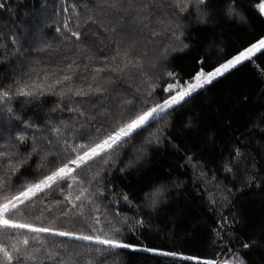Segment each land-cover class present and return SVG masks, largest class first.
Returning a JSON list of instances; mask_svg holds the SVG:
<instances>
[{"label":"trees","instance_id":"1","mask_svg":"<svg viewBox=\"0 0 264 264\" xmlns=\"http://www.w3.org/2000/svg\"><path fill=\"white\" fill-rule=\"evenodd\" d=\"M135 2L139 4L141 0ZM0 3L5 4L0 9V89H8L17 79H27L25 73L33 68L64 69L73 61L72 83L86 88L93 68L102 67L104 58L112 57L119 44L129 49L130 58H141L144 71L149 76L155 74V79L149 81L135 70H130L131 74L100 73L101 78H111L100 82L108 90L104 104L117 115L121 111L127 115L128 106L119 107L125 99H133L137 108L161 102L167 95L163 87L170 82L166 72L176 73L185 82L201 69L214 70L264 38V18L254 9L253 0H236V10L244 20L227 15L225 0H207L202 17L192 10L179 16L182 40L188 47L170 49L166 59L159 56L165 36L154 37L150 33L154 29L163 32L169 21H175L177 18L170 15L175 8L159 9L165 23H157V17L152 16L151 22L143 21L148 27L140 31L141 21L133 23L129 14L124 13L126 18L121 27L110 10H106L107 14L100 11L97 0H0ZM65 23L71 31L80 33L79 41L64 28ZM113 27L116 31L110 30ZM199 60L204 63H198ZM151 82L160 87L147 97L148 104H143ZM58 100L56 95L39 99L14 97L10 103L0 104V152L14 153V161L22 158L26 161L12 177L14 186L35 181L45 171L37 167L40 159L39 153H33L34 145L41 152L49 146L60 151L57 140L66 138L75 142L80 133L95 132V126L103 119L92 121L91 129L87 125L81 127L73 119L76 114L64 107L67 100L62 105L63 111H53ZM53 127H60L63 136L54 134ZM19 136L24 140L17 139ZM237 148L238 158L233 155ZM55 158L48 156L49 161ZM225 165H230L233 171L226 172ZM80 175L85 181L89 178L87 171ZM97 187L103 190V194L93 197L100 209L95 213L101 218L97 227L104 226L107 217L122 229L119 234L122 241L201 260L221 261L238 256L244 264H264V54L257 53L219 76L190 103L170 110V115L154 122L106 166L102 180L91 185L93 190ZM157 189L162 193L159 202L150 207L146 195ZM125 194L130 203L123 199ZM54 199L63 197L52 192L43 201L37 199L34 207L25 208L26 215L40 224L35 216ZM91 207L85 209L89 216L85 222L80 217L56 219L63 205L60 208L52 205L51 211L44 210L42 222L48 225L56 219V227L91 233L88 228L93 215ZM141 220L142 225L137 223ZM65 243L70 251L79 253L73 256L77 264H196L130 249L101 255L94 249L102 246L83 241ZM246 243L248 248L243 247Z\"/></svg>","mask_w":264,"mask_h":264},{"label":"snow or ice","instance_id":"2","mask_svg":"<svg viewBox=\"0 0 264 264\" xmlns=\"http://www.w3.org/2000/svg\"><path fill=\"white\" fill-rule=\"evenodd\" d=\"M97 4L102 13L107 14L106 10H110L115 14L118 25L123 27L122 21L125 20L124 13H128V19L133 23L141 21L140 31H143L147 24L143 21L151 22L152 16H156L157 23H165L161 18V8H175V21H169L163 32L154 29L150 33L152 36H165V42L159 52L162 59H166L169 50H183L188 44L182 40L183 32L179 23V16L184 13H190V10L196 12L201 17L204 15V7L207 6V0H141L139 4L135 0H97ZM236 0H225V7L228 16H239L244 20V16L236 10ZM253 7L259 15L264 16V0H253ZM5 8L4 3H0V9ZM67 11V9H65ZM93 22H98L95 17H89ZM111 23V21H109ZM174 25V26H173ZM64 28L71 32V36L76 40H80V33L71 31L68 24L65 23ZM111 31H116L113 27ZM59 32L60 29L57 28ZM15 44V38H12ZM2 46V45H0ZM129 49L121 48L117 45L115 54L103 60L102 67L93 68V75L90 78L88 86L74 85L73 81V65L69 64L64 69L49 71L48 69H31L29 73H25L27 79H17L13 86L8 89H0V104H8L14 97H25L28 99H39L44 95H56L59 100L56 108L61 111L64 107L67 111L75 113L73 119L78 120L81 127L87 125V129L93 127L92 121H97L103 117L99 124L95 126V132L86 130L80 133V139L70 142L68 139L57 140L60 145V151H55L51 146L44 148L41 152L36 145L33 146V153H39L40 163L38 169L45 171L35 181H24L18 186L12 184V177L19 172V169L26 162L25 159L13 160L14 153L0 152V264H46V261L55 260L56 264H77L73 259V253L66 245V241H83L88 244L102 246L94 249L97 253L103 255L104 252L111 250L130 249L132 251L151 252L161 257H172L173 259H181L185 261H195L196 264H244V261L236 256L235 259L228 260H201L192 256H183L173 251H164L147 247H137L135 244L122 241L119 234L122 229L113 224L107 217L104 218V226L101 225V218L95 213H99L100 209L93 199L97 194H103V190L97 187L92 189L93 182L102 180V173L106 170L111 162H114L121 150L132 142L144 135L145 131L151 128V125L166 115H170V110L180 109L182 106L190 103L197 93H200L207 85L211 84L219 76H223L232 68L237 67L244 61H249L257 54H264V38H260L257 42L251 44L245 50L239 52L232 59L215 67L210 72L203 69L198 71L194 76L185 82H181L178 75L174 72H166L169 78L168 83L163 87V92L167 95L159 102L148 107H135L133 99H125L122 105L128 106L126 111H121L119 115L114 113L111 108L104 104L105 92L108 90L104 87V82L110 81L111 78H101L100 73L110 71L115 74H131L130 70H135L137 75H144L149 81H154L155 74L149 76L144 71V63L141 58H130ZM147 56V53H144ZM92 59V57H89ZM120 62H117V60ZM198 63L203 64V60ZM154 67V65H152ZM57 71L61 74L57 75ZM33 73L35 75H33ZM41 73H43L41 75ZM87 80L88 77H85ZM95 85V86H94ZM159 84L151 82L148 84V90L145 92L143 104H148L147 97L151 96ZM99 97L93 100L91 97ZM79 97L80 100L74 98ZM67 100L68 104L64 105ZM64 105V107H62ZM82 105H88V108ZM91 108H98L93 112ZM12 111L11 107L7 109ZM63 123V121L61 122ZM68 125H65L67 128ZM79 131V130H77ZM53 132L57 136H63L60 127H53ZM17 139L23 141L24 137L19 136ZM159 141V137H155ZM149 143L152 139H149ZM51 145V141L48 142ZM63 153V156L61 155ZM54 155L56 158L49 161L48 156ZM234 157H239V149H235ZM31 156L28 157L30 159ZM191 161V157H189ZM94 169V171H93ZM226 172L233 171L230 165H225ZM87 171L88 180L81 178V173ZM203 175V173H201ZM52 192H57L63 197V200L54 199L40 210V214L35 216L36 221L40 224L32 222L25 213V208L34 207L37 199L43 201ZM161 190L146 195L148 206L155 207L159 202ZM123 199L130 203L127 194ZM55 205L63 208L57 213L56 219L60 217H68L74 220L76 217L82 218L85 222L89 216L85 209L91 205L90 212L91 223L88 224L89 232L81 229L80 231H72L65 228L56 227V219H52L48 225L43 224L44 210L51 211V206ZM70 206V207H69ZM71 214V215H70ZM141 224L143 221H138ZM49 237L63 238L60 241H51ZM244 248H248L249 244H244ZM57 248L63 249V252L56 251ZM103 264V262H101Z\"/></svg>","mask_w":264,"mask_h":264},{"label":"rangeland","instance_id":"3","mask_svg":"<svg viewBox=\"0 0 264 264\" xmlns=\"http://www.w3.org/2000/svg\"><path fill=\"white\" fill-rule=\"evenodd\" d=\"M136 153L139 155V154H141V151H137Z\"/></svg>","mask_w":264,"mask_h":264},{"label":"crops","instance_id":"4","mask_svg":"<svg viewBox=\"0 0 264 264\" xmlns=\"http://www.w3.org/2000/svg\"><path fill=\"white\" fill-rule=\"evenodd\" d=\"M263 18H264V16H263Z\"/></svg>","mask_w":264,"mask_h":264}]
</instances>
